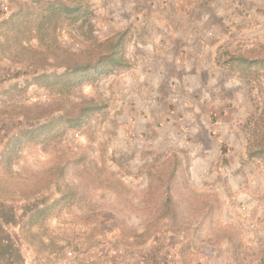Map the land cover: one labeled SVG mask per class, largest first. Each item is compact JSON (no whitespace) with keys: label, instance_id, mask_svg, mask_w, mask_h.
Here are the masks:
<instances>
[{"label":"rangeland","instance_id":"rangeland-1","mask_svg":"<svg viewBox=\"0 0 264 264\" xmlns=\"http://www.w3.org/2000/svg\"><path fill=\"white\" fill-rule=\"evenodd\" d=\"M6 1L3 249L22 248L34 264H264V159L247 152L264 139V0H64L82 14L49 27L73 53L94 56L145 16L170 42L155 55L146 46L129 75L116 70L67 94L41 86L33 64L54 56L35 31L53 0ZM89 99L99 110L66 129L56 106L72 116ZM62 194L69 200L55 204Z\"/></svg>","mask_w":264,"mask_h":264},{"label":"trees","instance_id":"trees-1","mask_svg":"<svg viewBox=\"0 0 264 264\" xmlns=\"http://www.w3.org/2000/svg\"><path fill=\"white\" fill-rule=\"evenodd\" d=\"M47 5L44 9L47 10L46 13H37V25L35 31L39 34V44L45 48V53H50L53 59H46L45 56L38 57V60L33 62L35 71L41 70L40 73L36 75V79L39 80V84L44 87L54 88L58 93H70L74 88H76L81 83H91L96 81L100 77L108 76L116 70H123L129 66V62L125 57V38L124 33L121 35H116L115 39L106 38L101 47L95 48L96 54L94 56H87L84 51L71 52L68 48L61 46L56 40L53 39L51 32L54 31L55 26L49 27L51 21H54L56 17H72L75 14L76 18L80 17L81 13V3L74 2V4H69L64 0H53L52 2H45ZM67 15V16H66ZM14 17L15 14L11 15L9 20L4 22H9ZM37 53V51H33ZM39 53V52H38ZM90 54V51H88ZM244 60V59H243ZM258 60H252L256 62ZM46 65L49 66H60L63 71L60 73L48 72L44 69ZM39 71V70H38ZM85 104L81 105L79 112L74 115H70L62 106H56L57 110L61 111L59 115V120L63 121L64 127L67 129L69 127H76L81 123L85 122L90 113L99 110L100 105L91 99L86 100ZM48 110V109H47ZM48 124H42L41 128H44ZM39 128V129H41ZM248 155L253 158L264 159V139L262 137L255 138V141H251L248 144ZM69 194H62L56 201L57 204L64 199L69 200ZM49 206L46 205L44 208L33 211L28 216V220L35 221V215L44 214ZM1 245V244H0Z\"/></svg>","mask_w":264,"mask_h":264},{"label":"crops","instance_id":"crops-1","mask_svg":"<svg viewBox=\"0 0 264 264\" xmlns=\"http://www.w3.org/2000/svg\"><path fill=\"white\" fill-rule=\"evenodd\" d=\"M110 3H112L113 0H108ZM120 3V6H123L124 1L118 0ZM133 12H139L140 9L136 6L132 9ZM135 15V14H134ZM136 15H140L142 17V13H136ZM144 15V14H143ZM146 18V19H145ZM144 21V22H142ZM142 21L138 23V21L135 19L134 24H128L126 29H128V36L125 38V57L126 60L129 62V66H127L124 70V72H127L129 75L131 72V69H135L138 64L136 62L143 61L144 58L148 55H146V46H151V53L152 55L158 54L157 51V45L165 43H170L169 39H164L158 37L155 35V30L157 29L156 26L153 25L152 22H149L147 20V16L142 17ZM130 47H134L135 50L133 54L128 50ZM142 47V48H141ZM166 47V45H165ZM168 49V48H167ZM3 243L5 240H2ZM1 248H0V264H8L6 263V260L9 262V264H19L22 258L27 257V255H24L20 253L19 251L22 249L19 248H4L3 244L0 242ZM16 247V245H15ZM20 253V257L16 258L15 254ZM17 255V254H16ZM13 256V257H12ZM12 259L15 260V262H12Z\"/></svg>","mask_w":264,"mask_h":264},{"label":"built area","instance_id":"built-area-1","mask_svg":"<svg viewBox=\"0 0 264 264\" xmlns=\"http://www.w3.org/2000/svg\"><path fill=\"white\" fill-rule=\"evenodd\" d=\"M1 2H0V13L1 14H7L8 12H9V5H8V3H7V1L6 0H0ZM19 264H34V262L32 261V259L31 258H29V257H24V258H22V260L20 261V263Z\"/></svg>","mask_w":264,"mask_h":264}]
</instances>
